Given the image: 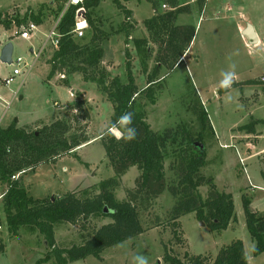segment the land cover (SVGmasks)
<instances>
[{"label":"rangeland","instance_id":"1","mask_svg":"<svg viewBox=\"0 0 264 264\" xmlns=\"http://www.w3.org/2000/svg\"><path fill=\"white\" fill-rule=\"evenodd\" d=\"M42 1L48 0H0V12L9 20L21 18L25 12L21 15L13 6H37V2ZM179 2L188 3L189 12L177 15L175 24L195 27L192 50L184 62L174 69L168 70L161 66L156 83L152 85L151 96L141 94L137 104L144 111L150 129L162 133L171 128L179 133L176 143L169 144L167 148L169 156L164 162L167 182L176 180L177 174L169 165L181 153L177 143L183 129L193 136L201 134L206 150V163L201 172L205 177L213 178L219 191L232 195L235 221L224 231H214L202 226L194 214L189 213L178 219V226L173 225L169 213L175 198L165 191L151 202L150 208H139V221L144 233L105 249L99 258L88 256L71 264H136L137 256L146 257L148 264H168L163 260L164 247L168 253L181 260L184 254L214 257L219 249L237 239L243 242L248 264H264V253L257 256L252 253L255 242L246 229L241 202V196L246 195L250 199L251 208L263 211L264 192L252 193L249 190L233 148H222L223 144L234 145L241 155H249L246 162L251 182L264 186V164L261 162L264 140L257 137L264 134V122L256 125L254 133L239 130L243 124L251 121H264V0H207L203 4L204 8L199 0ZM54 3V6L58 5L57 0ZM127 3L126 7L133 10L138 23L137 27L133 23L130 36L133 39L146 38L148 44L137 48L133 39L126 40L122 31L125 17L111 0H104L91 11V18L105 36L100 43L104 57L99 68L106 75L107 83L113 77L126 83L125 66L129 62L135 84L142 90L147 86V74L155 66L157 50L143 21L154 12L146 0L140 3L131 0ZM167 7L160 6L157 12L162 13ZM51 8L47 5L38 8L37 12L41 10L46 24L43 27L44 33L32 41L17 36L19 26L16 22L8 29L0 25L2 38L11 39L14 45L13 58L21 56L31 59L30 44L38 47L45 40L43 35L53 24L55 10ZM247 23L259 34L261 40L258 44H250L240 32L239 28H245ZM85 35L89 38L88 28L83 37ZM125 51L128 52L127 56ZM52 53L53 50L49 48L45 50L23 83L17 77L10 86H4L2 81L11 74L12 66L0 61V96L6 94L5 98L10 102L7 106L0 101V127H7L16 116L26 121L38 117L50 120L53 114L59 113L57 118H63L71 124L70 134L85 130L91 138L89 144L76 147L72 154L58 158L53 164H42L34 172H28L20 178L29 196L34 199L67 192L80 193L86 189L93 194L92 190H97L94 186L98 182L114 176L100 141L113 114L111 102H108L106 93L99 85L84 82L80 73L67 75V70L56 71L51 79L48 78ZM232 65H235V79L230 87H222L224 74L232 70ZM247 81L256 83L248 84ZM16 90L13 97L12 93ZM193 107H200L207 113L209 123L203 128ZM48 120L47 123L50 122ZM40 126V123H35L29 129L34 130ZM74 153L78 158L74 157ZM139 173L138 168L132 166L118 179L119 184L114 192L118 201L125 200L127 190L135 188V179ZM207 188L199 189L203 197L206 196ZM0 217V246L3 248L0 264H34L50 253L51 248L45 244L44 236L32 227L21 226L15 236L9 234L4 224L1 203ZM109 222V218L94 216L80 219L75 225L57 223L54 225V244L64 249L80 245L96 229ZM173 230L181 238V244L175 243ZM43 264L55 263L50 258Z\"/></svg>","mask_w":264,"mask_h":264},{"label":"trees","instance_id":"2","mask_svg":"<svg viewBox=\"0 0 264 264\" xmlns=\"http://www.w3.org/2000/svg\"><path fill=\"white\" fill-rule=\"evenodd\" d=\"M103 1L84 0V7L88 10L85 18L88 33L90 32L89 38L85 35L76 40L72 36L71 30L75 24L74 8L69 9L62 17L58 25L59 45L52 53L47 76L51 79L56 71L64 70H67L65 71L67 75L80 73L84 82H94L106 93L108 102L112 104L113 114L100 141L108 165L114 170V176L98 182L94 186L97 190H92L93 194L86 189L80 193L67 192L52 198L34 199L22 185L20 181L22 176L18 180H11V177L21 170H25L26 174L34 172L42 164H53L58 158L72 154L76 147L89 143L91 138L85 130L70 134L72 126L63 118H56L34 130H30V127H18L16 120L5 128L0 127V181L9 187L1 203L4 224L12 236L17 234L21 226L36 229L44 236L45 244L51 248L50 253L36 260L34 264H43L50 258L55 264H71L88 256L99 258L105 249L144 233L142 223L139 221V208L145 210L150 208L151 202L165 191L175 198L169 213L173 225L178 226L180 223L177 222L178 219L189 213H193L197 221L203 222L214 231H224L235 221L232 195L219 191L213 183V178L205 177L201 172L206 163V150L201 134L193 136L185 133L183 129L177 143L181 153L169 165L177 174L176 180L167 182L164 166L169 156L167 148L169 144L176 143L179 133L171 128L162 133L150 129L144 111L137 104V98L141 94L151 96L152 85L156 83L159 68L163 66L172 70L181 64L187 47L193 41L195 27L175 24L177 15L189 12V4H180V0H146L154 13L143 21V26L152 42L157 45V50L155 66L147 74V86L140 90L135 84L129 62L125 66L126 83H122L118 77H113L107 83L106 75L100 71L99 67L104 57L100 43L105 36L91 18V11ZM111 1L125 17L122 31L127 40L131 37L130 30H133L132 25L135 21L132 11L124 3L131 0ZM135 1L140 3L144 0ZM161 3L168 7L162 13H158L157 10L163 6ZM205 3V0H199L203 7ZM59 8L60 6L56 12ZM3 14L0 12V24L5 29L13 22L18 26L28 21H33L37 25L42 24L41 10L36 14L26 12L23 17H14L12 20L6 19ZM133 43L140 48L147 45L148 41L146 38L133 39ZM127 53L125 51L126 56ZM64 76L66 78V75ZM193 109L203 128L209 123L206 111L200 107ZM124 113L133 114L131 126L136 129V137L131 141L117 140L115 135L109 134L108 131ZM263 122L251 121L243 124L239 130L254 133L256 125ZM73 155L78 158L76 153ZM261 162L264 164V156ZM132 166L137 167L140 172L135 179V188L127 190L125 200L118 201L114 193L119 184L118 179ZM206 186L208 187L206 196L203 197L199 189ZM241 202L246 229L255 242L252 253L257 256L264 253V210H251V202L246 195L241 196ZM104 207L108 209L107 213H104ZM94 216L109 218L110 222L96 229L80 245L67 249L55 246L54 225L61 222L75 225L80 219L86 220ZM172 233L175 243L181 244V238L174 230ZM1 252L2 246L0 254ZM163 260L168 264H248L243 242L238 239L219 249L214 257L184 254L181 260L168 253L164 247Z\"/></svg>","mask_w":264,"mask_h":264},{"label":"built area","instance_id":"3","mask_svg":"<svg viewBox=\"0 0 264 264\" xmlns=\"http://www.w3.org/2000/svg\"><path fill=\"white\" fill-rule=\"evenodd\" d=\"M207 1V0H205ZM60 8L56 12L55 17L53 18V24L51 25V28L43 35L45 40L40 43L38 47H31L29 50L31 59H26L21 56H16L15 58H12V72L10 75L6 76L3 79L4 86H10L15 78L20 77L21 78V84L26 79L27 75L30 73V71L33 69V66L35 63L41 58L40 56L47 50L48 48L52 51L58 48L59 45V33H58V25L60 24L62 17L65 15L66 12L69 11V9L74 8V18H75V24L74 27L71 30L72 36L75 38H82L84 31L88 28L87 20L85 18V14L88 12V10L84 7V0H59L58 1ZM162 8H166V5L163 4ZM83 25V27H81ZM38 32V25L34 23L33 21H28L26 24H22L19 26L17 31V36L20 39H23L25 41H31L35 37V35ZM16 35V31H15ZM64 76H62L63 78ZM20 84V85H21ZM19 85V86H20ZM17 93V90L13 92V97H15V94ZM73 94V93H71ZM74 95V94H73ZM56 104V103H55ZM260 139L264 140V134L261 136H257ZM223 149H229L233 148L236 157L237 162L241 167L242 173L245 176L247 186L249 190L254 193L255 191L264 192V186H259L251 182V179L249 177L248 173V164L247 159L250 157L249 155L244 156L241 155L240 150L230 144H223ZM264 153V149L261 151ZM25 174V170L18 171V173L14 174L11 177V180H18L21 176ZM8 185L6 183H2L0 181V203H2L6 193L8 192ZM1 229V227H0Z\"/></svg>","mask_w":264,"mask_h":264},{"label":"crops","instance_id":"4","mask_svg":"<svg viewBox=\"0 0 264 264\" xmlns=\"http://www.w3.org/2000/svg\"><path fill=\"white\" fill-rule=\"evenodd\" d=\"M36 1V0H35ZM129 2V1H128ZM185 4V3H184ZM45 5H47V7H52L51 9H53V10H55V12H56V9H57V7H58V5H59V3H58V5L57 6H54L55 5V3H54V0H48V1H42V2H37V6H31V5H27V4H25V5H23L21 8L19 7H17V6H13V8H17L18 10V12L22 15L24 12L26 13V12H29V13H34V14H36L37 13V10H38V8H40L41 6H45ZM125 6H128V3L126 2V4H125ZM12 8V9H13ZM204 8V7H203ZM128 9H130L131 11H132V17H133V19H134V21H135V27H137L138 26V23H137V21L135 20V17H134V12H133V10L131 9V8H129L128 7ZM9 10H11V9H9ZM56 14V13H55ZM153 15V14H152ZM54 17H55V15H54ZM41 19H42V24H40V25H38V32H37V34L35 35V37L34 38H36V37H40L41 36V34H43L44 32V29H43V27H44V25L46 24L45 23V20L42 18V16H41ZM45 23V24H44ZM1 25V24H0ZM184 25V24H183ZM183 25H179V26H183ZM244 29V27H240L239 28V30H240V32L242 31ZM253 31L255 32V30H254V28H253ZM131 33V32H130ZM255 33H257V32H255ZM131 35V34H130ZM257 35V37H258V43L260 42V36H259V34L257 33L256 34ZM33 38V39H34ZM130 39H133V36H131L130 37ZM32 41V40H31ZM8 42H10V43H12L11 42V39H9V38H5V39H3L2 38V36L0 35V50H1V48L6 44V43H8ZM192 43H193V41L191 42V44H190V46H189V49L186 51V54H185V56H184V58H183V60H182V62H184V60H185V58H186V56H188V54H189V52H191V50H192V48H191V45H192ZM13 45V44H12ZM32 44H30V47H35V46H31ZM256 46H258V45H256ZM13 50H14V45H13ZM30 50V49H29ZM2 63V62H1ZM182 64V63H181ZM180 65V64H179ZM177 67V66H176ZM70 84V81H69V83H68V85ZM3 95H5L6 96V94H3ZM5 96H0V101L1 102H3L5 105H7V106H9L10 105V102H8L7 100H6V98H5ZM12 100V99H11ZM0 102V104H1V106H2V103ZM54 103H57L56 101L54 102ZM58 104V103H57ZM70 106V105H69ZM59 113H57V114H53L51 117H50V120H48V119H44V118H40V117H38V118H35V119H33V120H28V121H26V120H21L18 116H16V117H14V119L13 120H17V126L18 127H31V126H34L35 125V123H40L41 125H42V123L43 124H47V120H48V122L50 121V122H52L54 119H56L57 117V115H58ZM11 123V122H10ZM3 128H5V127H3ZM223 136V135H222ZM230 140V139H229ZM226 141V140H225ZM91 142V141H90ZM89 142V143H90ZM226 142H229V141H226ZM89 143H87V144H89ZM87 144H85V145H83V146H86ZM83 146H81V147H83ZM248 147H250L251 148V146H248ZM80 148V147H79ZM36 170V169H35ZM231 226V224L228 226V228Z\"/></svg>","mask_w":264,"mask_h":264},{"label":"clouds","instance_id":"5","mask_svg":"<svg viewBox=\"0 0 264 264\" xmlns=\"http://www.w3.org/2000/svg\"><path fill=\"white\" fill-rule=\"evenodd\" d=\"M232 70L224 74V79L221 81L222 87H230L235 79V65H232ZM133 114L124 113L119 120L108 131L109 134H114L117 140L124 139L126 141L134 140L136 137V129L132 127ZM136 264H148V260L144 256H137L135 258Z\"/></svg>","mask_w":264,"mask_h":264},{"label":"water","instance_id":"6","mask_svg":"<svg viewBox=\"0 0 264 264\" xmlns=\"http://www.w3.org/2000/svg\"><path fill=\"white\" fill-rule=\"evenodd\" d=\"M241 33L248 39L250 44H258V37L253 31V27L250 24H246V27L241 31ZM12 53L13 45L12 43H6L0 50V61L5 65H11L12 63ZM52 198V197H51ZM253 210V208H251ZM108 209L104 207V213H107ZM201 225L204 226V223L201 222Z\"/></svg>","mask_w":264,"mask_h":264},{"label":"snow or ice","instance_id":"7","mask_svg":"<svg viewBox=\"0 0 264 264\" xmlns=\"http://www.w3.org/2000/svg\"><path fill=\"white\" fill-rule=\"evenodd\" d=\"M81 27H83V25H81Z\"/></svg>","mask_w":264,"mask_h":264},{"label":"bare ground","instance_id":"8","mask_svg":"<svg viewBox=\"0 0 264 264\" xmlns=\"http://www.w3.org/2000/svg\"><path fill=\"white\" fill-rule=\"evenodd\" d=\"M257 34V33H256Z\"/></svg>","mask_w":264,"mask_h":264}]
</instances>
